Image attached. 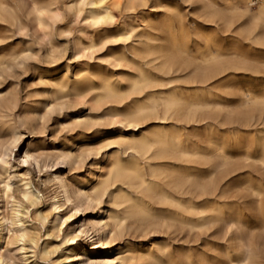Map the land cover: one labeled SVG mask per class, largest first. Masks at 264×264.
<instances>
[{
	"label": "bare ground",
	"instance_id": "6f19581e",
	"mask_svg": "<svg viewBox=\"0 0 264 264\" xmlns=\"http://www.w3.org/2000/svg\"><path fill=\"white\" fill-rule=\"evenodd\" d=\"M10 1L11 5L8 6L5 0H0V56L3 57L5 46L2 43L10 37L7 32L13 27L21 31L28 24L27 17L22 14L23 4L20 1ZM199 1L209 21L217 19L226 25L233 23L226 11L218 9L213 2ZM238 1V4H247L240 15L246 18V22L240 28L253 34L257 41L264 44V0L255 2L258 5L256 9L249 7L252 5L251 0ZM161 8L166 12L172 11L170 6L163 4V0H151L150 3L149 0H72L67 5L66 12L71 16L67 31H75L77 23L83 25L77 31L85 40H80L78 35L74 36L77 55L93 51L98 44L96 34L116 22L113 38L122 40L127 45L124 46L126 51L111 54L112 61L119 65L122 62L133 65V60L139 59L163 75L173 72L184 74L177 77L178 81L182 80L183 84L189 86L185 89L181 84H176L167 92L156 94L155 88L166 86L172 80L165 82L139 66H134L136 74L127 79L129 87L126 90L106 78L95 85L93 79L96 74L85 65L86 62H81L84 64L83 68L75 73V84L70 86L76 96L88 98V103L96 109L109 102L120 104L134 93L145 94L148 103L138 102L131 109L113 110L106 114L107 117L117 118L116 123L120 124L113 129L105 128L99 135L100 143L106 148V162L93 164L76 190L72 189L69 179L62 178L58 172L54 173L56 188L51 196L54 213L52 219L40 208V191L30 180H23L22 201L14 199V175L9 167V157L15 148L21 149V138L16 127L10 128L5 136L0 133V264H15L8 254L9 250L3 249L9 242L18 246L17 250L23 258L22 264H43L52 256H55L54 264H136L142 261L158 264L159 259L168 254V246L161 241L152 246L133 245L126 253L115 250L113 243L116 235L112 223L123 224L125 219L141 224L159 220L169 227L175 225L189 232L222 226L224 233L219 251L211 255L203 254L202 257L201 254L185 252L181 254L179 264H264V191L253 186L252 196L255 199H246L242 203L243 210L250 216L247 222L242 219L239 208L232 202L216 200L210 204L212 188L221 186L211 177L205 181L199 180L194 162L196 159L202 160L208 175L217 168L224 169L223 172L229 174L237 167L232 161L233 154L217 136L209 138L208 151L202 152L197 148L188 150L185 148L189 145L185 139L187 136L178 127L180 121L189 123L200 120L198 116L202 120H214L210 113L214 102L199 98L207 94L210 98L216 95L208 81L225 71L249 67L244 63L225 59L226 53L217 46L213 35L208 38L204 47H200L197 55L184 58L187 49L172 35L171 18L156 16ZM123 11L129 15H122ZM30 12L40 30L52 29L55 23L65 18L61 8L54 6V3L40 7L34 5ZM5 23L12 27L4 26ZM230 54L235 55L234 52ZM49 77L53 93L65 92L68 81L59 77L57 70H52ZM176 88H180V91ZM189 88L197 89V92H191ZM223 88L220 90L224 91L227 101L219 107L221 122L231 133L234 146L249 150L252 146L242 142L237 133L240 128L246 131L254 125L248 119L264 117V92L259 95L252 91L240 92L234 82L226 83ZM234 97L239 99L237 104L228 102ZM56 98L59 99V96ZM248 103L251 106L247 108ZM76 121L78 126L86 125V118L80 113ZM153 121L158 122V125L152 130H146V125ZM256 145V159L263 164L264 140ZM126 154H129L128 159ZM73 155V149L63 148L55 161L67 163ZM250 157L247 156L241 168H251L254 165L248 162ZM23 159L24 162H35L39 169L41 162H44L42 156L31 147L25 151ZM248 181L247 179L244 184ZM104 196L108 197L110 205L117 207L116 211L108 210L107 207L99 208ZM224 196L226 195L222 194L218 197ZM8 202H11V208L7 213ZM69 202L74 204L76 211H80L84 205L96 206L94 209L99 208L97 210L100 217L84 220L79 228L80 235L65 233L59 245H53L49 241L41 242L42 238L35 232L33 218L29 214L31 209L36 210L35 216L45 229V235L53 237L54 233L63 232L62 224L58 223L59 212ZM86 239H90L93 250L109 251V254L87 255L86 250L81 248Z\"/></svg>",
	"mask_w": 264,
	"mask_h": 264
},
{
	"label": "rangeland",
	"instance_id": "374dc122",
	"mask_svg": "<svg viewBox=\"0 0 264 264\" xmlns=\"http://www.w3.org/2000/svg\"><path fill=\"white\" fill-rule=\"evenodd\" d=\"M5 1L8 6L11 5L10 0ZM17 1H20L21 5L23 4L24 11H22V14L27 17L28 24L21 31L13 27L11 31L7 32L10 37L2 43L5 48L3 49L4 57L0 56V103H2V106H0V133L5 136L10 128L16 127L21 138L19 142L21 149L15 148L9 157V167L14 175L12 179L14 182V199L22 201L23 180H30L33 186L40 191L42 198L40 208L52 219L54 213L51 208V196L56 188L54 173L58 172L62 178L69 179L72 183V189L76 190L78 186H81L84 176L88 175V171L93 164L99 163V161L106 162V148L100 143L101 136L99 135L109 127L113 129L120 126L119 123H116L117 118L107 117L106 114L113 110L131 109L138 102L148 103L145 94L134 93L120 104L109 102L105 103L102 108L96 109L90 102L88 103V98L76 96L70 86L75 84V73L83 68L84 64L81 62H86L85 65L96 74L93 79L95 85H98L101 79L106 78L114 83L116 82L118 86L126 90L129 87L127 79L136 74L134 66L145 68L155 77L163 79L165 82L172 80L166 86L155 88L156 94H163L175 87L176 84H181V87H185V89L189 85L183 84L184 81L182 80L181 82L178 81L177 77L184 74L173 72L170 75H163L159 70L143 64L139 59H134L135 64L133 63V65L126 62L119 65L117 62L112 61L111 54L126 51L124 46L127 45L126 42L113 38L117 27L116 22L107 25L104 31L96 34L98 44L93 51L77 55L74 36L78 35L80 40L85 39L77 31L80 26H83L81 23L75 25V31H67L71 16L66 12V7L72 0H14V2ZM206 1L213 2L220 10H225L233 23L226 25L217 19L209 21L208 15L201 8L199 0H163V4L170 6L172 11L166 12L161 8L160 13L156 16L164 19L171 18L170 30L172 35L181 46L187 49L184 58L197 55L200 47H204L213 35L212 38H215L217 46L221 47L223 53H226L225 59H231L240 64L244 63L249 67L243 70L225 71L208 81L216 95L210 98L207 94L203 97L199 96V98L214 102L210 108L214 120L211 118L202 120L203 118L198 116V118H201L200 120L190 121L189 123L180 121L178 126L187 136L185 139H187L189 145L185 148L188 150L197 148L202 152L208 151V141L212 136H217L231 150L233 154L232 161L238 167L232 173L226 174L223 172L224 169L217 168L208 175L202 160L199 159L194 162L197 167L195 172L199 180L203 179L205 181V179L211 177L213 180H217L218 185L221 186L218 188L216 185L212 188L213 195L210 196V204L216 200L223 203L232 202L239 208L242 219L247 222L250 216L243 210L242 203L246 199H255L252 196L253 186L264 191V163L257 161L255 156L258 148L256 144L264 140V117L262 119H248L249 122L254 123L249 130L239 129L237 134L241 141L247 142L252 148L249 150L238 149L234 146L231 133L226 130L227 126L221 122L222 116L218 114L219 107L227 101L224 91L220 88H223L228 82H234L240 92L252 91L257 95L262 94L264 92V44L259 40L258 42L253 34L240 28V25L246 22V18L240 16L241 11L247 8L246 3L241 2L238 4V0H227L226 3L225 0ZM257 1L251 0L250 4L252 3V5H249V7L256 9L258 5L255 2ZM150 2L151 0H149ZM47 3H54V6H59L62 13L65 14V18L60 20L59 23H55L52 29L40 30L36 27L34 17L30 11L34 5L40 7ZM138 9L143 8L138 7ZM122 13L125 16L129 15L126 11ZM4 26L12 27L8 23H5ZM231 52H234L235 55L230 54ZM52 70H57L59 77H64L68 81L65 92H52L54 88L49 81ZM180 88H176V90L180 91ZM188 90L197 92V89L194 88ZM58 96L59 99L56 98ZM237 101L239 102L238 97L228 100L231 104H237ZM249 106H251L250 103L247 104V108ZM79 113L84 119L86 118V125L78 126L76 117ZM262 115H264L263 111ZM210 124H214V126ZM156 125H158V122H150L145 129L152 130ZM72 136L74 137L67 141ZM30 147L32 150L37 151L44 160V162H41L40 169L31 160L24 162L23 156ZM63 148L65 150L73 149L74 155L67 163L55 161ZM129 154L131 153L129 152ZM129 154H126V159H128ZM247 156H251L248 162L254 165L251 168H241ZM140 161L144 162L143 159H140ZM247 179L250 182L244 184ZM222 194L226 196L219 198L218 196ZM202 199L204 197L200 200ZM95 207L84 205L80 211H76L72 202L64 204L60 209L58 222L62 224L63 232L54 233L55 236L53 237L45 235V229L35 216L36 210L34 208L31 209L29 214L33 218L35 232L42 238H40L41 242L46 243V241H49L53 245H59V242L62 243L65 233L79 234L80 225L84 220L99 218L100 214L97 209L100 207H107L111 211L117 210L115 205H110L107 196L102 198L99 208L94 209ZM10 208L11 202H8L6 205L7 213ZM112 226L116 235L113 243L115 250L126 253L133 245L152 246L159 241L166 244L168 254L161 257L158 264H179V260L185 252L196 255L201 254L200 257L203 254L216 253L222 244L221 238L224 233L220 225L206 231L189 232L187 229L175 225L169 227L159 220L141 224L138 221L125 219L123 224L112 223ZM17 248L18 246L15 243L10 242L3 247V249L9 250L8 254L11 255L13 263L22 264L23 258ZM81 248L86 250L87 255L109 254V251L93 250L90 239L83 241ZM200 257L199 259H201ZM51 258L43 264H54L55 256ZM130 264H135V262ZM136 264L153 263L142 261Z\"/></svg>",
	"mask_w": 264,
	"mask_h": 264
}]
</instances>
